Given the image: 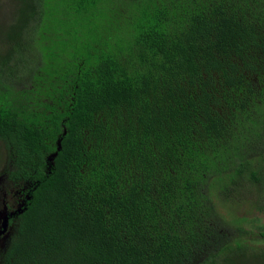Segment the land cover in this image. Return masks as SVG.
<instances>
[{"label":"trees","instance_id":"trees-1","mask_svg":"<svg viewBox=\"0 0 264 264\" xmlns=\"http://www.w3.org/2000/svg\"><path fill=\"white\" fill-rule=\"evenodd\" d=\"M261 158L264 0H0V264H219Z\"/></svg>","mask_w":264,"mask_h":264},{"label":"rangeland","instance_id":"rangeland-1","mask_svg":"<svg viewBox=\"0 0 264 264\" xmlns=\"http://www.w3.org/2000/svg\"><path fill=\"white\" fill-rule=\"evenodd\" d=\"M30 54L32 55V52ZM258 163H264V159L261 158ZM263 169L264 164L261 170H257ZM1 186L0 181V191L3 190ZM260 188L262 193L255 191L246 201H242L241 206L234 201L235 197L232 198L231 207L227 203V198H225L226 203L217 204L221 217H224L226 221L231 219L236 225L242 222L245 230L243 235L230 234L232 239H240L238 242L241 246L237 245V239L232 241L234 243L231 242V248L219 258V264H264V181L261 182ZM242 217L245 221H242ZM232 228L230 227V231ZM4 239L9 241L8 235Z\"/></svg>","mask_w":264,"mask_h":264},{"label":"flooded vegetation","instance_id":"flooded-vegetation-1","mask_svg":"<svg viewBox=\"0 0 264 264\" xmlns=\"http://www.w3.org/2000/svg\"><path fill=\"white\" fill-rule=\"evenodd\" d=\"M16 193L20 194L21 192H16ZM2 202L5 203V204H4V208H2L1 205H0V248L1 249H5L6 248L5 250H7L8 241H6L4 238L7 235L6 229H7V227L10 224V220L8 218V213H6V210L9 208L8 207L9 203L12 204L11 205L12 207H17L18 206V208H19L21 206L22 199L19 196L16 197V200L14 198H11V197L7 198V194L5 193V199H3ZM23 204H25V201H24ZM11 214H13V213H11ZM1 217H3V218L1 219ZM2 251L3 250H1L0 253ZM0 257L2 258L3 255H1Z\"/></svg>","mask_w":264,"mask_h":264},{"label":"water","instance_id":"water-1","mask_svg":"<svg viewBox=\"0 0 264 264\" xmlns=\"http://www.w3.org/2000/svg\"><path fill=\"white\" fill-rule=\"evenodd\" d=\"M61 148V144H60V140L58 141V149H60ZM57 155V153L55 152L54 154H53V156H56Z\"/></svg>","mask_w":264,"mask_h":264}]
</instances>
